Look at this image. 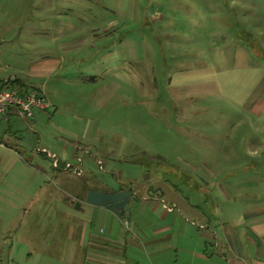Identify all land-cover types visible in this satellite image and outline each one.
Segmentation results:
<instances>
[{
	"label": "rangeland",
	"instance_id": "rangeland-1",
	"mask_svg": "<svg viewBox=\"0 0 264 264\" xmlns=\"http://www.w3.org/2000/svg\"><path fill=\"white\" fill-rule=\"evenodd\" d=\"M54 1L0 0V79L30 80L40 64L52 70L31 82L52 111L37 126L21 125L17 136L23 147L16 156L46 178L33 196L24 195L28 184L2 178L0 188L12 194L0 198L7 211L0 212L7 233L0 264H9L8 249L24 234L32 248L65 258L67 223L81 225L92 214L84 191L110 179L133 189L161 181L203 210L264 206V69L245 98L254 86L234 67L232 52L214 51L207 30L191 41L175 31L163 36L159 14L171 15L168 0ZM44 149L60 160L65 152L66 160L53 167ZM98 216L92 230L105 237L108 221ZM128 227L117 225L123 233Z\"/></svg>",
	"mask_w": 264,
	"mask_h": 264
},
{
	"label": "crops",
	"instance_id": "crops-1",
	"mask_svg": "<svg viewBox=\"0 0 264 264\" xmlns=\"http://www.w3.org/2000/svg\"><path fill=\"white\" fill-rule=\"evenodd\" d=\"M162 1L161 5L164 4ZM165 5H171L166 8L171 15L165 9L159 14L163 22V36H185L191 41V36L199 35L196 34L198 30H207V37L211 38L210 46L217 48L214 51L234 54V67L246 73L247 83L254 86L243 96L252 97L263 78L264 65L260 54L264 53V0H168ZM168 15L171 18L167 19ZM172 31H175V36ZM252 56L257 63L251 65ZM49 67L43 64L34 66L30 80L10 78L0 79V83L17 81L43 94L31 82L52 71ZM209 74L210 79L215 78L213 71ZM7 88L14 89L11 85ZM51 111L49 107L36 112L32 120L14 112H8L0 119V182L4 176L10 175L13 184H28L24 193L26 196L37 195L42 190L39 181L46 178V174L28 159L16 156L18 148L23 147L17 136L23 128L21 125L28 128L37 126ZM11 135L14 141L8 147L6 140ZM42 152L52 160L53 167L66 160L65 152L62 160L46 149ZM77 161L80 165L74 168V172L81 177L83 163L80 158ZM95 163L101 165L100 160H95ZM69 166L66 162L65 167ZM12 171L13 174L10 173ZM20 177H24L25 182ZM139 185L133 189L110 179L101 183L99 188L92 189L104 193L129 192V210L124 219L105 208L87 204L84 200L88 192L86 189L83 202L92 214L90 218L85 217L81 225L79 221L67 223L70 237L64 239L63 245L66 250L69 249L68 256L60 259L52 248L45 251L44 248L34 249L30 237L24 234V237L11 243L7 255L9 264H264V206L241 209L236 211L238 214L231 205L224 206L220 212L214 207L203 210L189 203L164 182L155 180ZM6 194L12 192L0 188V198ZM224 196L229 203L228 196L225 193ZM76 210L83 215L87 211L82 205ZM1 211L3 209L0 208ZM96 213L100 215L99 220L108 221L109 229L105 237L96 235L92 230ZM117 225L129 227L123 233ZM2 233L0 224V242L7 234Z\"/></svg>",
	"mask_w": 264,
	"mask_h": 264
},
{
	"label": "built area",
	"instance_id": "built-area-1",
	"mask_svg": "<svg viewBox=\"0 0 264 264\" xmlns=\"http://www.w3.org/2000/svg\"><path fill=\"white\" fill-rule=\"evenodd\" d=\"M50 107L46 97L34 89L19 92L14 89H0V119L8 112H14L24 119L32 120L36 112Z\"/></svg>",
	"mask_w": 264,
	"mask_h": 264
},
{
	"label": "water",
	"instance_id": "water-1",
	"mask_svg": "<svg viewBox=\"0 0 264 264\" xmlns=\"http://www.w3.org/2000/svg\"><path fill=\"white\" fill-rule=\"evenodd\" d=\"M84 200L87 204L105 208L117 217L124 219L129 210L130 193L127 191L104 193L90 190Z\"/></svg>",
	"mask_w": 264,
	"mask_h": 264
},
{
	"label": "trees",
	"instance_id": "trees-1",
	"mask_svg": "<svg viewBox=\"0 0 264 264\" xmlns=\"http://www.w3.org/2000/svg\"><path fill=\"white\" fill-rule=\"evenodd\" d=\"M8 85H11V87H13L14 89H17L19 92H23L25 90H27V87H25L24 85L20 84L19 82H13V81H7L5 83H0V89H5L7 88Z\"/></svg>",
	"mask_w": 264,
	"mask_h": 264
}]
</instances>
